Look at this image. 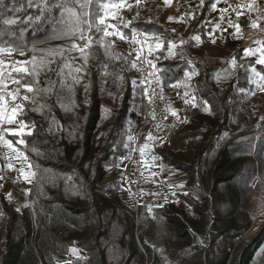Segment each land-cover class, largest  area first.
<instances>
[{"label": "trees", "instance_id": "16d2710c", "mask_svg": "<svg viewBox=\"0 0 264 264\" xmlns=\"http://www.w3.org/2000/svg\"><path fill=\"white\" fill-rule=\"evenodd\" d=\"M63 2L49 0L44 9L41 0H31V5L30 0H0V47L19 45L29 53L28 61L33 56L51 61L40 67L34 84L40 91L32 93L34 102H23L24 114L18 117L35 126L20 148L36 176L27 185L28 206L19 212L0 192V264H252L264 238V221L246 239L244 234L253 229L246 206L253 190L264 189V115L249 119L240 101L254 89L250 66L261 75L264 66L255 57L244 58V46L228 33L225 42L235 67L195 47L189 34L203 24L214 0L200 3L190 22L170 25L160 22L165 7L152 1L127 27L120 26L126 35L132 30L160 35L162 82L181 81L197 70L189 85L210 109L194 115L175 134L184 137L183 149L153 144L155 155L182 172L186 207L172 201L151 211L145 204L133 209L122 201L117 180L104 177L128 152L129 127H137L147 114L143 86L127 73L128 55L115 50L113 37L106 38L112 43L106 54L93 28L86 63L71 48L78 39L56 38L64 25L55 5ZM85 10L95 23L98 0ZM209 31L204 29L202 36ZM169 41L178 47L174 56L165 57ZM49 50L57 51L50 56ZM66 63L83 68L79 83L73 82ZM22 77V82H33V77L13 72L7 82ZM262 104L258 97L257 105ZM75 243L78 255L55 260V254H68Z\"/></svg>", "mask_w": 264, "mask_h": 264}, {"label": "snow or ice", "instance_id": "6c2138e0", "mask_svg": "<svg viewBox=\"0 0 264 264\" xmlns=\"http://www.w3.org/2000/svg\"><path fill=\"white\" fill-rule=\"evenodd\" d=\"M41 3L44 6V9L48 8L50 6L49 0H41ZM92 0H65V2L60 3L58 5H55V7H58L61 11V18H62V24L64 27L62 28L59 35H57L56 38H75L80 41H83V44H76L73 43L71 45L72 49L79 50L81 56L84 58L85 63L87 62V55H85V49L90 47L91 44L94 42L93 36L89 33H91L92 29L95 28L96 33L99 34L96 42H98L101 47L105 49V53H109V49L112 47V43L106 38L109 37H116L119 40L123 41L126 40L127 37L123 33V31L120 29V27L116 24L108 23L107 21L110 19H115L118 15V12L120 9H123L125 7L131 8V4L128 3V0H98V7L100 10V14L97 16L95 23H93L91 17V13L89 11H86L85 9H88L91 5ZM140 0H136V4H139ZM165 3H170V0H165ZM204 3V0H201V4ZM219 3V0H216L215 3H212L211 7L212 10L215 11L217 9V4ZM31 5V0H30ZM39 7V5H36ZM249 13L251 12H264V9H261L257 5V0H249V2L246 5H237L236 8L233 9V11L236 12L237 16L242 14V11H240L241 8H245ZM77 8H80L82 11L78 12ZM43 11V10H42ZM228 11L227 8L220 9L221 12V19H224V13ZM174 17H169V20H174ZM261 19H264V15L257 16L255 20H252L250 24L251 29H258L261 32H264V28L260 27V24L258 21ZM29 20H31V17H29ZM7 24H15V20H8L6 21ZM130 23V22H129ZM86 26V27H85ZM127 27V25H125ZM217 28H219V25H217ZM229 28L235 29V35L237 37L241 34V27L239 24H232L231 21H229ZM225 32L228 31V29H224ZM143 37L142 40H138L137 36ZM148 35L146 33L137 32L132 34V41L134 43H137L140 45V47L137 49V57L136 60L132 62V67H137L136 61L140 59V56L143 52V46L146 43L148 39ZM208 38L212 40L213 43H215L214 33H209ZM196 40H200V36L195 37ZM183 44V41L180 42ZM257 44L260 45V47H257L255 49L253 48H245L243 49V57H257L255 63L261 66H264V42L257 41ZM162 47L161 43H157L155 45V49H160ZM178 46L171 41L168 43V52L170 56H174L175 49ZM57 50H49V55L53 56L56 54ZM60 53H63V50H59ZM148 55L153 54V47L151 45L147 48ZM14 52H19L20 55H24V52L22 48L19 45H8L5 47H0V55H12ZM45 63H51V61H44V60H37V57L33 56L30 61H17L14 62L10 66V71L8 75H5L4 68H5V61L3 59H0V125H12L17 124L18 128H0V146L6 147L10 153L15 154V158H18L21 160V167L18 169L19 173L22 175L23 179L27 183H32V180L36 176V172L33 171L34 166L31 164V162L28 160V157L24 155L23 152L19 151L17 147L14 146L12 140L5 139L4 133H10L11 136L18 137L17 143L24 144L25 141L23 137L25 135H31L32 131L34 129V125L30 127L29 122L25 121L24 119H18L19 116L24 114V104L22 101H32L34 102V95L40 91L38 87H34V84H38L39 81L35 78L38 76V72L40 70V67L43 66ZM147 63L152 64L151 61H147ZM30 65V67H29ZM232 67L236 66V58L233 57L231 61ZM64 67H67L69 69V75H72V79L74 83L80 82L79 73L83 71V68L79 65L73 66L71 64H65ZM152 67L155 68L156 65L152 64ZM243 67V65H241ZM251 71L249 73V80L251 82V78L253 75L259 77V82L257 83V87L261 88V90H264V75H261L259 71L256 70L255 67L250 66ZM11 72H16L18 74H23V76H31L33 77V82H22L23 77L21 79H14L11 82L16 84L18 87L14 91H7V83H5L6 79H8L11 76ZM61 73H63V68L61 69ZM75 73V74H73ZM190 76L189 73H185V77L188 78ZM150 83V82H149ZM159 83L162 84V81ZM170 87H180V82H174L169 85ZM187 87V85H185ZM21 88L26 90L27 93H33V96L29 95H21ZM85 90H87V86H85ZM147 88H145V94H147ZM241 92L244 91V89L240 90ZM185 96H188V92H185ZM11 98V105L9 104V99ZM196 96L192 95L191 100L185 99V103H191L192 106L195 108L197 107L196 104ZM205 104V110H210L207 101L204 102ZM43 107V105L41 106ZM172 115L176 116L177 113L175 111L172 112ZM27 130V131H26ZM131 140L132 138L129 137ZM160 137H153L151 133H149L148 141H158L161 140ZM140 155L142 160L144 161V168L145 170L155 167L156 165V159L157 157L149 156L150 153V147L149 143L146 142L141 148H140ZM7 159L11 160L13 159V156L9 155ZM9 168H13V164H8ZM162 167V166H160ZM27 168V171L25 170ZM143 174V173H142ZM156 172H150V176H156ZM2 179V177H0ZM0 187H3V185H0ZM183 187V186H181ZM143 192V190H141ZM27 195V192L25 193ZM131 194V193H130ZM175 193H173L174 195ZM10 197V193L8 194ZM158 195V194H153ZM165 200L168 199L167 196L163 197ZM25 207L28 205L25 204ZM159 207H163V205H159ZM17 212L20 211V209H16ZM149 211H151V207L149 208ZM75 251V250H73Z\"/></svg>", "mask_w": 264, "mask_h": 264}, {"label": "rangeland", "instance_id": "374dc122", "mask_svg": "<svg viewBox=\"0 0 264 264\" xmlns=\"http://www.w3.org/2000/svg\"><path fill=\"white\" fill-rule=\"evenodd\" d=\"M152 1L157 2V3L160 2L162 5H164L165 9H167L161 19L163 24H166V25H170V23L177 22V21L190 22L195 17L196 13L198 12L199 10L198 7L201 3V0H170V3H165V0H140V3L136 4V0H128V3L132 5L131 8L125 7L123 9H120L117 17L115 19H110L107 22L116 24L119 27L126 25L128 20L132 16H134L137 12L143 11L144 7L148 6V4L151 3ZM214 1L216 2V0ZM218 4L219 6H217V9L215 11L211 10L212 16L208 15V18L203 21V24L199 26L197 31L189 34V38H191L194 41L195 47L205 49V51H207L211 56L213 55V56H217L222 59L228 60L230 66H232L231 65V61L233 59L232 52H231L232 48L229 47L225 42L226 33H228L227 35L236 39L240 44H242L244 46V49L245 48L255 49L257 47H260V45L257 44V41L264 42V36L258 34L255 39H253L251 42L247 44L243 43L240 40V38L233 37L232 31L235 29L229 28V21H231L232 24H239L241 29H243L244 27L249 26V25H246L247 24L246 19L250 20L254 18V16L251 13H246L244 10H240L242 11V14L237 16L236 12L233 11V9L236 7L232 4V2L230 3L228 0H219ZM223 8H227L228 11L224 13V19L222 20L220 9H223ZM169 17H174L175 19L170 21ZM255 19L256 18H254L253 20ZM261 22L264 26V19H261ZM249 24H251V22H249ZM217 25H219V28H217ZM207 28H209L210 31L206 32L205 35L202 36L204 29H207ZM224 29H229V31L225 32ZM210 32L214 33L215 43H213L212 40L208 38V34ZM123 33L125 34L124 31ZM125 36L127 37V39L123 41L119 40L116 37H113V40H115L116 42L115 50L122 54L128 55L129 64L125 66V69L127 73L134 80H136L137 79V68L139 67V64L143 61L144 57L148 55V51H147L148 46L151 45L153 49L157 52L159 49L158 50L155 49V45L157 43H161L162 39L160 35H153V38H148L146 43L143 46V52L140 56V59L136 61L137 67L133 68L132 62L136 60L137 49L140 47V45L132 41L131 33L130 35L125 34ZM138 36H137L138 40L143 39ZM196 36H200L201 39L196 40L195 39ZM171 42L177 45L175 41H171ZM82 44H83V41H82ZM28 54H29L28 52L24 53V55L17 54L18 56L13 55V54L12 55L4 54V55H0V58H2L5 62L8 59H11L12 62L13 61L17 62L15 61L16 59L18 61H28L29 59ZM166 54L169 55V52L167 51ZM22 57H23V60H22ZM255 58L257 59L258 55ZM195 62H196V57L189 59V63L191 67L195 64ZM194 71H195V74L189 72L190 76L188 78L185 77L183 80L179 81L180 87H177V88L179 90L181 118H178L174 121V123L171 125L172 128L170 132L162 136L157 135L156 130L159 128L166 127V124H164L158 119L157 114L154 112L153 109L151 110L147 109V114H146L147 122L142 127H140V125L143 124V120L146 116L145 115L142 117L140 124L137 127H129L130 128V132H129L130 134L128 136L129 142L131 141L129 137H132L133 133L136 130L142 128L143 134L141 138L148 137L149 133H151L153 137L162 138L161 140H158V141H154V142L150 141L151 144L157 143L161 145V144L167 143L171 147L172 146L175 147V148L172 147L173 149H179L178 147L180 146H182L181 149L184 148V145H185L184 137L176 136L175 134L180 129H182L183 126H185V124L188 123L189 120L194 115L198 114L199 112H206V113L209 112V110L208 111L205 110V104H204L205 101L200 96L198 97L197 92L195 91L194 87L189 85L194 80L195 75L198 73L197 70H194ZM251 81L254 84V89L250 91H246L244 93L245 96L240 101V109L244 110L248 114L249 119L258 113H261L262 115H264V90H261V88L256 86L259 80L256 79L254 75L252 76ZM171 83H174V82H171ZM185 85H187V87H185ZM185 92H188V96H185ZM24 93L25 94L27 93L26 90H23L22 95H25ZM29 94L30 96H32V93H29ZM192 95H195L197 98L196 99L197 107L195 108L192 106L191 103L184 102L185 99L191 100ZM258 97L262 98L263 104L261 106L257 105ZM152 120L155 121L154 125L151 124L152 126L151 125L148 126ZM170 139H171V143H170ZM176 140L177 141L180 140V142H177V144L179 143L178 144L179 146L175 145L176 143L175 144L173 143ZM129 148H130L129 149L130 152H132L133 149H136L134 145L133 147H129ZM179 176H182V177H179L177 179L178 180L177 183L179 182V184H183V175L180 174ZM27 185H28L27 182L25 183L24 181V184L22 186H20L19 188L13 187L9 189V191L6 192V195H5L6 200H10V199L14 200L15 204L20 210L27 203V195L25 194L26 192L28 194ZM9 193L11 194L10 197L8 195ZM248 199L249 201L247 203L246 209L252 217L251 225H253V229L251 230L248 229L247 232L244 234V237L246 239L252 237L259 229L258 227L264 221V189L253 190L250 193ZM182 204L184 207H186L183 201H182ZM205 241H206V237L202 236L201 242L204 243ZM73 247L75 249V252L77 253L78 247L77 246H73ZM62 258H65L63 260L70 261L72 256L70 254L64 257V256H61V254H55V260H57L58 262H60ZM73 264H84V263L73 262ZM136 264H139V263H136ZM252 264H264V238L262 239V244L256 249L255 253L253 254Z\"/></svg>", "mask_w": 264, "mask_h": 264}, {"label": "crops", "instance_id": "0c3cea01", "mask_svg": "<svg viewBox=\"0 0 264 264\" xmlns=\"http://www.w3.org/2000/svg\"><path fill=\"white\" fill-rule=\"evenodd\" d=\"M228 1L230 3L232 2V4L235 7H237L239 0H234V2H233V0H228ZM158 4L162 5L160 2H158ZM257 5L261 9H264V0H258ZM162 6H164V5H162ZM217 6H219V4H217ZM211 10H212V8H211ZM211 10H210L208 15L212 16ZM245 12L249 13L248 11H245ZM164 13H163V15H164ZM251 14H253L254 18H257V16L264 15V12H251ZM208 15L206 16L205 20L208 18ZM162 16L160 18L161 23H163L161 20ZM254 18H252L250 20L246 19V22H247L246 25H249L248 27H250L249 22H252V20ZM258 23L260 24V27H264L261 20L258 21ZM137 32H141V31L140 30H138V31L132 30L131 35L133 33H137ZM153 35H157V34H153ZM153 35H148V38H153ZM232 36L235 38L237 37L235 35V30L232 31ZM138 37L143 38L141 36H138ZM237 38H241V37L239 36ZM161 44H162V41H161ZM167 51H168V49L165 50V52H164L165 57L170 56V55L166 54ZM153 52H155L157 54V52L155 50ZM13 55H17V54L13 53ZM147 56L148 55H146L143 60H145ZM158 58H160V57L158 56ZM0 59H2V58H0ZM22 60H23V57H22ZM15 61H18V60L16 59ZM13 63H14V61L12 62L11 59L6 60L5 68H4V72H5L6 76L8 75L9 70H10V66ZM13 73H16V72H13ZM5 83H7V85H8L7 91H14L18 87L16 84H14L12 82L8 83L7 79H6ZM23 90L24 89L21 88V95L23 93ZM8 99H9V104L11 105V103H12L11 98H8ZM23 102L24 101H22V103ZM0 128H18V125L17 124H12V125L4 124V125H0ZM4 135H5V139L12 140L14 146L17 147L19 149V151L24 153V151H22V149L20 148V147H22V144L17 143V141L19 139L18 137L11 136L10 133H7V132H5ZM177 140L174 142L172 141V142L174 144L176 143L175 145H178L179 143L177 144V142H180V140L179 141H177ZM139 142H140L139 146L136 149H133L132 152H130L128 150L126 155L124 157H122V159L119 161V163L113 165L112 167H108L106 169V171H105L106 175L104 177V180L105 181L117 180V183L120 187L119 195H120L122 201L125 202L127 205H129L133 209H136L137 206L143 205V204H145L149 207H153V206L155 207V206L162 205L165 202H172V201L177 206L184 207L182 204L183 200H181V196H183V195L187 196L188 193L186 192V188L183 184H179V182L177 183V181H178L177 179L179 177H182L179 175L180 174L183 175L182 172L176 170L172 165L170 166V165L166 164V162L164 160H162L159 156L154 154L153 144H151V142L148 141V137L141 138L139 140ZM146 142L149 143V147H150L149 156L157 157L156 162H155L157 166L151 167L147 170H145V168L143 166L144 161L142 160L141 155H140V151H139L140 148ZM127 143H128V147H133L131 141L130 142L127 141ZM170 143H171V139H170ZM181 147L182 146H180L178 148L181 149ZM173 148H175V147H173ZM9 155L13 156V159H11V160L7 159V157ZM24 155H25V153H24ZM9 163H12L14 167L9 168L8 167ZM160 166H162V167H160ZM20 167H21V160L18 158H15V154L10 153L6 147L0 146V177H2V179H0V185H3V187H0V192L4 196L6 195V192L9 191V189H11L13 187L19 188L20 186H22L24 184V179L18 171V169ZM25 170L27 171V168H25ZM150 172H156L157 175L156 176H150ZM18 182H20V183H18ZM27 184L29 185L30 183H27ZM181 186H183V188ZM141 190H143V192ZM184 191L186 192V194ZM173 193H175V194L173 195ZM153 194H158V195H153ZM165 196L168 197L167 200H165L163 198ZM27 200H28V194H27ZM73 246L78 247L79 244L75 243ZM73 246H70V250H69L68 254L61 255V256L65 257V256L70 255V254H71V256L78 255V248L79 247L77 248V253H76L75 251H73V250H75ZM63 259H65V258H62V260L60 262H66L67 261V260H63Z\"/></svg>", "mask_w": 264, "mask_h": 264}, {"label": "built area", "instance_id": "2783aa9c", "mask_svg": "<svg viewBox=\"0 0 264 264\" xmlns=\"http://www.w3.org/2000/svg\"><path fill=\"white\" fill-rule=\"evenodd\" d=\"M249 2V0H239L238 5H246ZM258 4V0H257ZM240 10L247 11L246 7L241 8ZM251 29L250 27H244L241 31L240 40L247 44L251 42L253 39L256 38L253 37L250 40H246V31ZM256 30V29H255ZM158 55L153 52L152 55H148L145 60H143L139 67L137 68V79L138 82L141 83L144 89L145 94V88H147V94H145V98L147 100V107L148 110L153 109L154 112L157 114L158 119L166 124V127L159 128L156 130L157 135L162 136L170 132L171 125L174 123V121L178 118H181V110H180V101H179V90L177 87H170L169 83L168 85L164 84L162 82L159 83L161 80V74H160V68H158ZM147 61H151L152 64L156 65L155 68L152 67V64L147 63ZM256 79L259 80V77L255 76ZM150 82V83H149ZM25 95H29V93H26ZM30 102V101H29ZM175 111L177 113L176 116L172 115V112ZM147 122V115L145 116L143 120V124L140 125L142 127ZM155 121L152 120L148 126L151 124L154 125ZM151 125V126H152ZM153 128V127H152ZM155 128V127H154ZM150 132V131H149ZM143 134L142 128L136 130L131 139L132 145H134L135 148L139 146V140L141 139V136Z\"/></svg>", "mask_w": 264, "mask_h": 264}, {"label": "bare ground", "instance_id": "6f19581e", "mask_svg": "<svg viewBox=\"0 0 264 264\" xmlns=\"http://www.w3.org/2000/svg\"><path fill=\"white\" fill-rule=\"evenodd\" d=\"M263 35L264 36V32H261L259 29H249L246 31V36H247V41L252 39L253 37H255V35Z\"/></svg>", "mask_w": 264, "mask_h": 264}, {"label": "water", "instance_id": "95a60500", "mask_svg": "<svg viewBox=\"0 0 264 264\" xmlns=\"http://www.w3.org/2000/svg\"><path fill=\"white\" fill-rule=\"evenodd\" d=\"M78 44H82V41H79V43Z\"/></svg>", "mask_w": 264, "mask_h": 264}]
</instances>
